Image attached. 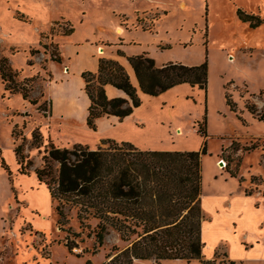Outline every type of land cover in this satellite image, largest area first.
Returning <instances> with one entry per match:
<instances>
[{
  "label": "rangeland",
  "instance_id": "obj_1",
  "mask_svg": "<svg viewBox=\"0 0 264 264\" xmlns=\"http://www.w3.org/2000/svg\"><path fill=\"white\" fill-rule=\"evenodd\" d=\"M62 1L76 2L37 0V4L35 0H0V57L9 58L11 68L17 72V85L27 87L28 98L36 101L32 104L21 93L5 90L0 79V246L5 245L0 254V264H85L86 261L101 264L114 253L113 246L121 249L127 244L110 229L103 244L96 246L93 234L88 235L96 221L90 219V227L81 225L76 209L68 205L64 206L66 221L62 228L58 227L59 216L54 209L56 201L51 200L46 184L40 182L34 172L35 168L42 166V155L50 144L57 147L74 145L70 140L64 142L69 134L65 127L72 124L77 129L85 126L81 100L76 99L79 104L70 108L58 88L49 89L53 109L56 106L62 112L58 116L53 114L51 134L54 138L50 135L51 125L46 117L50 100L45 94V85L51 79L46 61L59 57L58 38H81L88 34L84 28L91 29L96 22L92 20L89 25H77L74 30L76 22L63 15L53 18L60 11H72L71 5ZM94 3L99 12L105 11L99 15L100 19L110 18L112 13L106 12L107 8L114 12L125 29L122 46L127 51H134L133 55L146 54L161 65L169 62L198 65L207 60L206 90L207 94H212V100L206 103L205 91L195 90L193 99L184 98L178 104L179 112L182 110L185 118L193 116L189 122L185 119L191 130L198 135L202 130L207 133L205 154L201 156V196L221 194L228 198L247 193L264 196V121L258 120V115L264 112V0H94ZM77 5L79 7L80 2ZM238 10L261 18L262 24L255 29L250 28L248 22L240 19ZM244 41L250 43L249 47ZM101 44L108 46L109 42ZM222 89L231 103V110L247 125L246 130H238L241 136H230L231 142L226 147H223V139L227 140V137L221 139L216 135L233 133L237 117L225 108ZM73 90L77 92L78 88L73 85ZM247 106L254 108L255 112H250ZM204 110L207 116L209 112L210 123L203 120ZM245 111L254 118L256 126L252 124L251 117L250 120L244 117ZM199 113L202 116L195 119ZM216 114H220L222 121L216 119ZM138 117L145 121L147 128L148 120L142 118L143 115ZM63 124H66L64 128ZM35 128L39 129L37 139L32 136ZM124 132L132 134L125 128L112 131L118 135ZM170 133L176 136L175 128H171ZM135 134H140V131L135 130ZM197 139L189 135L184 142L194 145ZM102 142L100 139L93 145L80 144L90 148L105 147ZM16 147L17 155L14 152ZM17 159H23L22 167L26 173L19 172ZM201 211L203 220H208L210 217L203 212L202 205ZM205 226L208 239H223L203 254L205 259H213L214 264H227L229 249L236 258L242 254L243 245L230 240L231 233L235 232L234 226L230 225L228 230L218 225L213 227L207 222ZM9 229L16 233L12 247L5 243ZM244 230L239 228L238 235L240 231V235L244 234ZM23 235L25 241L20 240ZM66 240L74 242L71 251L65 246ZM243 244L248 248V243ZM94 248L96 251L92 253ZM133 264L202 262L199 259L156 262L147 258L136 259Z\"/></svg>",
  "mask_w": 264,
  "mask_h": 264
},
{
  "label": "trees",
  "instance_id": "obj_2",
  "mask_svg": "<svg viewBox=\"0 0 264 264\" xmlns=\"http://www.w3.org/2000/svg\"><path fill=\"white\" fill-rule=\"evenodd\" d=\"M251 28L262 23L253 14L237 11ZM121 54L120 51L117 52ZM59 61V57H52ZM138 87L134 86L125 68L112 58L99 57L96 72L83 71V90L89 99L86 125L96 130V119L114 115L121 121L141 104L138 89L155 96L174 85L188 83L191 87L206 90L208 78L207 60L198 65L169 62L156 65L146 54L127 57ZM29 63H32L30 60ZM16 71L8 59L0 57V79L5 90L21 93L28 99L27 87L15 81ZM105 85H112L125 96L108 97ZM32 104L36 101L29 99ZM231 109V103L227 101ZM233 107V106H232ZM254 113V108L247 106ZM205 121V115L203 116ZM264 121V112L258 115ZM39 129L32 132L38 138ZM206 131L201 136L206 137ZM105 147L90 148L86 144L57 147L50 144L42 155V166L34 172L44 182L54 209L59 216L60 228L66 221L64 206L76 209L79 223L90 227L96 246H101L110 229L116 231L127 244L109 254L101 264H133L136 259H199L202 264H214L202 253L204 242L201 227L204 215L201 211V156L205 154V142L199 150L140 149L129 141L103 139ZM233 143V142H232ZM231 143V144H232ZM18 154L17 147L14 149ZM19 172L23 171V159H17ZM235 176L234 173H230ZM73 235L78 236V233ZM69 251L74 242L66 240ZM96 248L92 253H95ZM232 263V262H231ZM85 264H91L86 261Z\"/></svg>",
  "mask_w": 264,
  "mask_h": 264
},
{
  "label": "crops",
  "instance_id": "obj_3",
  "mask_svg": "<svg viewBox=\"0 0 264 264\" xmlns=\"http://www.w3.org/2000/svg\"><path fill=\"white\" fill-rule=\"evenodd\" d=\"M76 2H68L62 1L63 4H69L70 9L72 11H60L56 18L60 15L65 16L71 22L74 23V30H76V26L89 25V22L95 20L96 22L92 26L91 29H86L88 31L87 35H84L81 38L66 40L64 36L59 37V61H55L52 58L46 61V70L50 73V81L45 85V94L50 100V110L46 115L48 120V124L50 127V135L54 138L52 133V127L54 126L53 120L54 115L60 114L62 112L58 111L56 106L53 109V101L49 96V89L58 88L62 91L65 98L68 101L69 107L73 109L74 105H77V100H81L84 107V115L83 120L85 122V118L87 115V107L89 105V99L87 98L83 87L84 80L81 77V73L83 71H91L96 72L98 69V59L99 57L112 58L118 60V62L125 68L127 74L129 75V79L131 83L138 87L137 79L134 75V71L131 65L128 62L127 57L135 54L134 51H127L125 46H122V40H124V27L118 22L117 16L114 15L112 10H106V12L112 13L110 18L100 19L99 15L103 14L105 11L99 12V8L96 7V3L94 0H75ZM37 3V0H35ZM80 2V6L78 7L77 3ZM38 4V3H37ZM37 7H39L37 5ZM109 15V14H108ZM114 16V17H113ZM18 20V19H17ZM77 20V21H75ZM20 21V20H19ZM22 21V20H21ZM262 24V23H261ZM260 24V25H261ZM259 25V26H260ZM258 27V26H257ZM255 27V28H257ZM78 28V27H77ZM117 28H121V33H118ZM251 28V27H250ZM253 28V29H255ZM83 29V30H84ZM73 37V36H70ZM69 37V38H70ZM103 41H108L109 44L102 45ZM245 42V45L249 47L250 43ZM258 43V42H256ZM101 44V45H100ZM103 50L102 53L98 51ZM255 51L258 50L255 47H251ZM120 51L121 54L117 52ZM254 51V52H255ZM252 56V55H249ZM2 57V56H1ZM6 57V56H4ZM9 59L8 57H6ZM29 61V60H27ZM31 61V60H30ZM9 62V60H8ZM156 63V62H155ZM52 65V67H50ZM161 65V64H156ZM73 85H75L78 90L75 92L73 90ZM207 87V86H206ZM195 90H201L196 87H191L188 83H180L172 86L171 88L165 90L164 92L159 93L158 95L152 96L147 93H144L138 89V94L141 99V104L134 108L131 114L124 117L121 121L118 117L114 115L110 116H102L96 119V130L90 129L86 123L85 126H80L78 129L75 125H70L65 127L66 124H63V128L67 129L68 137L65 138L64 142L68 140L73 141L74 144L86 143L89 145H93L98 142L100 139H116L119 141H129L134 145H139L140 147H145L147 149H156V150H199L198 148L203 146L204 139L207 137H203L193 132L189 127V123H185V119L190 121L193 116L183 115L182 110L179 112L178 104L182 101V99L191 98L193 99V93ZM223 90V92H222ZM221 90L222 101H225V108L227 107L228 111L235 115V111L231 110L226 102V94H224V89ZM105 91L108 97H116V96H125L124 92L120 89L113 87L112 85H105ZM206 93V103L209 104V101L212 100V94ZM78 96H77V95ZM29 99V98H28ZM27 100V99H26ZM55 111V112H54ZM71 112V109L69 110ZM182 113V114H181ZM201 113V112H200ZM194 117L198 119L202 114ZM54 114V115H53ZM208 116L205 114V121L209 120V112H207ZM139 115H143L144 119L148 120V125L146 128L145 121L138 117ZM189 115V114H188ZM244 117H247L250 120H253L252 116L246 111L243 113ZM146 116V117H145ZM207 116V117H206ZM216 119L218 121H222V117L220 114H216ZM237 117V116H236ZM241 119L237 117L235 118V130L230 135H225V133H218L216 136L223 139V137H227V140L223 139V147H226L231 142V135H239L241 136V132L238 130H246L247 125H244V121H240ZM233 121V120H232ZM242 122V123H241ZM254 126L256 123L254 120L252 121ZM239 123V124H238ZM151 124V125H150ZM185 124V126H184ZM150 125V126H149ZM239 125V126H238ZM104 126V129H101ZM149 126V127H148ZM239 127V128H237ZM129 129L132 134L124 132V134H114L112 131L118 129ZM175 128L176 136H171L170 129ZM178 128L181 130V133L178 134ZM104 130V131H102ZM135 130L140 131V134H135ZM207 134V133H206ZM53 135V136H52ZM197 137L198 141L194 145H188V142L185 143L184 139L188 136ZM180 136V137H179ZM185 136V138H184ZM187 136V137H186ZM56 140V138H55ZM179 142V143H178ZM73 145V144H72ZM135 145V146H136ZM138 147V146H137ZM201 149V148H200ZM232 177H236L232 176ZM259 203V204H257ZM201 205L203 212L209 215L208 220H204L202 222L201 227V237L204 242V247L202 249V253L205 255L206 251H210L218 242H222L219 239H208L205 235L208 231L206 228V222L210 225L213 224L221 226L223 229L228 230L229 226H234L235 232L231 233L230 240L235 242L236 245H243V249L240 250L242 254L239 257H234L230 254V249L227 251V264H235V263H248L255 264L259 262H264V196L263 194L257 196L256 194L247 193L244 195H233L232 197L226 198V195H212V196H201ZM243 228L244 234H241V231L238 235V230ZM10 230V229H9ZM5 232V229H4ZM7 234V238L5 239V243H8V246L12 247V241L16 236L14 231H9ZM245 235V237H244ZM20 240H26L25 236H21ZM229 238L227 236H224ZM246 238V239H245ZM19 239V238H18ZM226 241V240H224ZM243 242L248 243V248L244 246ZM234 244V245H235ZM19 246V245H18ZM5 245L0 246V254ZM239 248V246L237 247ZM232 262V263H231Z\"/></svg>",
  "mask_w": 264,
  "mask_h": 264
},
{
  "label": "bare ground",
  "instance_id": "obj_4",
  "mask_svg": "<svg viewBox=\"0 0 264 264\" xmlns=\"http://www.w3.org/2000/svg\"><path fill=\"white\" fill-rule=\"evenodd\" d=\"M118 33H121V28H117V30H116ZM99 53H102L103 52V50H101V48H100V50L98 51ZM181 133V130L178 128V134H180ZM219 166H221V163L219 162Z\"/></svg>",
  "mask_w": 264,
  "mask_h": 264
},
{
  "label": "built area",
  "instance_id": "obj_5",
  "mask_svg": "<svg viewBox=\"0 0 264 264\" xmlns=\"http://www.w3.org/2000/svg\"><path fill=\"white\" fill-rule=\"evenodd\" d=\"M223 167H225V164H224V166Z\"/></svg>",
  "mask_w": 264,
  "mask_h": 264
},
{
  "label": "water",
  "instance_id": "obj_6",
  "mask_svg": "<svg viewBox=\"0 0 264 264\" xmlns=\"http://www.w3.org/2000/svg\"><path fill=\"white\" fill-rule=\"evenodd\" d=\"M221 163V162H220Z\"/></svg>",
  "mask_w": 264,
  "mask_h": 264
}]
</instances>
